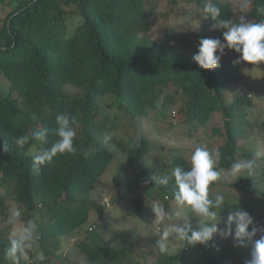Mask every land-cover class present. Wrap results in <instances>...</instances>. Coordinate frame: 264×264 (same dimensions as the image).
Listing matches in <instances>:
<instances>
[{"label": "trees", "instance_id": "16d2710c", "mask_svg": "<svg viewBox=\"0 0 264 264\" xmlns=\"http://www.w3.org/2000/svg\"><path fill=\"white\" fill-rule=\"evenodd\" d=\"M165 2L170 7L165 17L178 20L203 15L207 0H0V146H9L8 153L0 151V180L6 186L0 193V222L6 223L0 231V264H12L4 256L16 226L8 221L10 201L20 209L21 221L37 222L39 246L78 232L90 222L93 212L103 220L106 207L94 200V194L116 160L94 133V129L100 133L105 129L95 122L100 98L121 100L120 107L132 117L134 133L116 144L126 163L137 165L136 176L143 182L153 175H168L174 167L188 170L190 166L178 155L170 164L163 159L160 164L154 162L155 150L143 122L149 127L161 120L172 126L188 124L191 133L209 127L210 136L220 142L214 148L221 152L219 168L228 172L238 160L239 144L248 137L251 126L245 111L253 102L235 92L234 86L247 62L234 65L239 54L226 50L220 67L204 70L178 47L187 42V35L167 25L165 38L154 39V17ZM212 2L220 7L223 19L238 20L240 15L252 22L264 19L257 10L264 7V0H253L244 13L240 11L242 0ZM200 23L223 39L221 31L211 30L210 18ZM172 110L171 121L167 114ZM58 113L75 115L79 121L76 152L57 154L36 173L32 157L40 145L30 140L19 149L12 140L47 127L45 146L51 147L57 140ZM174 119L178 121L174 123ZM218 186L215 182L210 192ZM230 186L246 193L260 192L252 177ZM175 188L174 179L168 185L145 184L144 194L134 200V206L141 211L145 200L160 192L174 200ZM228 198V204L239 203L249 213L255 210V202L248 205L250 198ZM77 246L89 264H114L137 251L114 248L94 229ZM48 263L46 258L38 264ZM230 263L229 249L224 247L207 262L196 264ZM153 264H184L183 256L181 251L160 256L157 250Z\"/></svg>", "mask_w": 264, "mask_h": 264}, {"label": "rangeland", "instance_id": "374dc122", "mask_svg": "<svg viewBox=\"0 0 264 264\" xmlns=\"http://www.w3.org/2000/svg\"><path fill=\"white\" fill-rule=\"evenodd\" d=\"M167 13H170V7L165 2L159 9V13L154 17L155 27L152 32L154 39L162 41L165 38V26L168 25L170 28L189 37L187 42L178 47L183 53L194 56L198 52V44L201 38H217L211 31L202 27L200 22L204 21L203 15L200 17H194L193 15L192 18L180 16L176 20L171 15L165 17ZM234 90L253 102V107L245 111L251 126L248 129V137L239 144L238 160L248 159V156L250 159H254L257 151H264V63H246L241 72V80L234 86ZM121 103V100L108 96L100 98L95 106V122L105 127V129L103 133L94 129V133L100 143L115 155L116 160L102 177V183L94 194V200L101 207H106L103 210V220L98 219V212H93L90 222L78 232L44 241L42 245L37 246L34 252L29 253L30 260L28 262L21 261L22 264L40 263L38 259L40 254L48 258V264H89L87 259L79 252L77 244L89 236L92 229L101 233L104 239L114 248L132 247L137 250L128 254L127 259L114 264H153L156 260L157 251L154 246L158 237L154 234V228L151 225L152 213L149 205L154 202H158L166 208L171 206L174 214L179 213L177 217L179 222L187 221L193 228L197 227L198 218L192 216L188 209H180L175 201L169 199L163 192L146 199L141 211L134 206V200L139 195L144 194L145 183L136 176L137 165L126 163L124 156L117 148L116 143L118 141L128 137L127 134L134 133L133 126H131L133 119L120 107ZM173 111L167 114L171 121ZM177 115L179 116L178 113ZM177 121L178 119H174L173 122L176 123ZM143 124L147 129L148 141L155 150L153 153L154 162H158V164L162 159L163 162L166 161L170 164L175 155L182 156L189 163L191 153L195 148L207 146L211 151L220 143L218 139L210 136L212 132L209 127L191 133L189 130L191 126L188 124L172 126L162 120L157 121L150 127L146 122H143ZM136 128L140 129L139 127ZM152 165L156 168L162 167ZM263 169L264 157H261L256 160L255 173L252 176L253 181L258 183L257 188L260 192L251 194L233 189L230 185L236 184L238 180L231 177L229 172H223L221 179L217 181L219 183L218 188L209 193L210 198H214L217 193L224 194L226 197L229 196L230 201L236 198L238 200L250 198L247 200L248 205L252 206V203L255 202L253 204L255 210L250 214L257 223L264 224ZM119 173L121 177H119ZM5 189L6 186L0 180V193H4ZM249 192H251V189ZM107 200L111 204L110 208L106 206ZM10 205L11 212L13 209H18L14 202L10 201ZM227 215H222L224 221H226ZM5 225L6 223L3 225L0 222V231ZM22 226L23 221L21 224H16L12 229L11 236H15ZM223 226L222 223L221 227ZM249 230H251V226ZM170 247L172 252L181 251L184 264L207 262L224 247L229 249L230 264H245L250 256L247 247H234L231 238L224 239L220 236L207 245H189L183 248L180 242L172 241Z\"/></svg>", "mask_w": 264, "mask_h": 264}, {"label": "clouds", "instance_id": "9594fccd", "mask_svg": "<svg viewBox=\"0 0 264 264\" xmlns=\"http://www.w3.org/2000/svg\"><path fill=\"white\" fill-rule=\"evenodd\" d=\"M253 0H242L240 11L247 12ZM258 12L264 14V7H258ZM211 19V30L222 32L223 39L201 38L198 52L192 57L193 61L204 70H214L221 66V59L226 50L233 51L238 58L234 65L247 62L249 64L264 63V19L252 22L245 15H240L238 20L221 18V9L212 0H207L203 7V19ZM79 121L75 115L58 113L54 135L57 140L51 147H46L49 128L45 127L31 133L20 135L12 140L16 148L23 149L26 144L35 141L40 145L39 150L32 157L33 171L39 173L42 166L51 162L57 154L75 153L74 138ZM0 151L9 152L5 143L0 146ZM264 157V151H257L254 159H239L231 163L228 170L231 177L236 180L244 176L252 177L255 173L256 160ZM221 158L219 149L209 150L207 146L195 148L190 156V166L174 167L168 175H153L145 179L144 183L155 185H168L170 180H175L174 201L180 209H188L192 216L198 218L196 228L190 223L179 222V213L174 214L171 206L154 202L151 203V225L154 234L158 237L154 248L160 256H168L172 252L170 244L178 241L184 247L207 245L218 235L224 239L231 238L234 247H247L250 256L245 264H264V224L257 223L254 217L240 204H228L224 194L217 193L210 198V186L221 179L223 169L219 168ZM167 199V197H165ZM235 209L229 211L226 221L222 213L230 206ZM20 209H13L8 221L21 224ZM224 224L221 227V224ZM251 226V230L250 229ZM39 241V227L35 220L23 222L15 236H10L4 248V256L12 264H21V261L30 260L29 253L35 251ZM38 259L44 261L46 257L40 254Z\"/></svg>", "mask_w": 264, "mask_h": 264}, {"label": "built area", "instance_id": "2783aa9c", "mask_svg": "<svg viewBox=\"0 0 264 264\" xmlns=\"http://www.w3.org/2000/svg\"><path fill=\"white\" fill-rule=\"evenodd\" d=\"M106 206L107 207H111V204H110V202L108 200L106 201Z\"/></svg>", "mask_w": 264, "mask_h": 264}]
</instances>
